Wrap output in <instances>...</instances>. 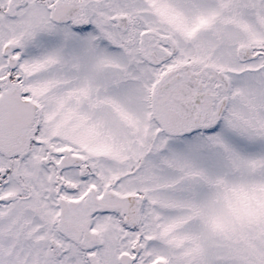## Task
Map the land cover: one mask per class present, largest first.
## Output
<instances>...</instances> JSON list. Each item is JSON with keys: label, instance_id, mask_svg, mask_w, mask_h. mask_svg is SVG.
<instances>
[{"label": "snow or ice", "instance_id": "obj_1", "mask_svg": "<svg viewBox=\"0 0 264 264\" xmlns=\"http://www.w3.org/2000/svg\"><path fill=\"white\" fill-rule=\"evenodd\" d=\"M0 264H264V0H0Z\"/></svg>", "mask_w": 264, "mask_h": 264}]
</instances>
